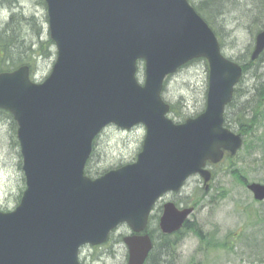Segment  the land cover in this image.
I'll list each match as a JSON object with an SVG mask.
<instances>
[{
  "label": "water",
  "instance_id": "water-1",
  "mask_svg": "<svg viewBox=\"0 0 264 264\" xmlns=\"http://www.w3.org/2000/svg\"><path fill=\"white\" fill-rule=\"evenodd\" d=\"M57 57L41 82L22 65L0 73V108L18 124L26 190L19 205L0 210V264H82V245L105 242L127 223L128 264H144L153 248L145 230L157 200L199 174L208 188L226 153L244 140L225 126L243 67L227 58L216 33L189 0H45ZM264 52V28L251 59ZM203 58L206 108L183 123L169 116L167 78ZM145 65L144 82L138 64ZM108 124L146 128L134 162L92 178L85 173L97 135ZM264 200V184L250 183ZM193 207L164 205V233L180 230Z\"/></svg>",
  "mask_w": 264,
  "mask_h": 264
},
{
  "label": "rangeland",
  "instance_id": "rangeland-1",
  "mask_svg": "<svg viewBox=\"0 0 264 264\" xmlns=\"http://www.w3.org/2000/svg\"><path fill=\"white\" fill-rule=\"evenodd\" d=\"M190 1L197 6L204 0ZM222 9L221 14L210 22L222 52L241 65L248 64V70L236 85L233 100L225 111L227 127L242 134L244 146L232 160L226 158L213 165L214 176L208 188L200 176L194 175L179 193L169 194L165 200L173 201L179 207H193L189 221L196 222L203 230L204 239L208 241L215 237L228 242L229 247L201 250V240L183 227L179 240L176 239L173 258L170 256L173 264H264V200H255L247 185L233 173L237 170L247 182L264 184V93L261 91L264 85V52L253 63L250 60L255 37L263 28L264 2L227 0ZM8 24L13 30L20 31L25 41L22 47L14 45L10 51L12 56L33 62L32 71L37 81H42L57 57L55 44H48L51 38L43 0H0V30ZM14 34V37L18 35ZM40 47H47L46 54L40 51ZM1 64L0 59V68ZM137 77L144 82V63L139 64ZM208 77L207 62L198 59L168 78L163 95L174 106L173 112L169 113L170 118L183 122L204 112ZM1 124L0 209L8 211L18 205L25 180L16 131L9 124ZM246 129L250 130L241 132ZM145 135L143 124L131 129L115 125L106 127L97 137L88 163L90 176L97 177L107 170L135 161ZM160 206L156 207L154 214ZM149 230L153 232L156 244L152 256L155 260L158 257L161 263L164 258L159 245L162 236L154 218ZM130 233V227L123 224L106 243L83 246L80 251L82 264H127L128 249L123 238Z\"/></svg>",
  "mask_w": 264,
  "mask_h": 264
},
{
  "label": "trees",
  "instance_id": "trees-1",
  "mask_svg": "<svg viewBox=\"0 0 264 264\" xmlns=\"http://www.w3.org/2000/svg\"><path fill=\"white\" fill-rule=\"evenodd\" d=\"M227 0H204L202 1L199 5L195 6L197 11L208 21V23L210 24L212 18L218 16L221 14V12L223 11L222 7L224 6L225 2ZM262 2H264V0H261ZM43 3L46 5L45 0H43ZM263 27H264V23H263ZM13 32V33H11ZM14 33L18 34L17 36L14 37ZM25 44V41L22 40L21 37V33L18 30H13L12 28H10V25L8 24L6 27H4L2 30H0V59L2 61L1 64V71H9L11 69H13L14 67H18L21 66L23 64H28L33 68V62L28 61V60H23L24 58H18L16 59V57H13L11 54V50L14 48V45H20V47H22ZM48 44H53L52 40L48 41ZM47 48V47H46ZM46 48L44 47H40V51H42L43 54H46ZM251 60V58H250ZM254 61L251 60V63H253ZM13 66V67H11ZM243 68H244V73L248 70V64H243ZM264 93V85L262 86V90ZM173 108L174 106L171 105V112H173ZM241 127H243V125H241ZM14 130L15 129V125H14ZM250 129H246V130H241V132L244 131H249ZM230 160H232L231 158H229ZM234 176L242 181L245 185H247V180L246 178L241 175L240 172H238L237 170L233 171ZM87 174L91 175L89 170H87ZM185 229V231H191L194 232L196 234V236L201 240L202 246H201V250H209V249H219V248H227L229 247L228 242L223 241V240H219L215 237H212L211 240L206 241L205 238V233L203 232V230L201 228H199V226L197 225L196 222H190L187 221V223L185 224L183 230ZM183 230L175 232L173 235H164L163 233H161L160 235L162 236V243H160V249L162 250V252H164V258L163 260H161V263L157 259H154L153 255V251L151 252L149 258L147 259L145 264H151V262H153V264H173V259L170 262V256H172L173 258V254L175 252L176 249V245H177V240H179L178 238L180 237L179 234H181L183 232ZM151 236L153 237V232H150ZM178 234V235H176ZM177 239V240H176ZM234 239V237L232 238ZM177 241V242H176ZM156 247V244L154 243V248Z\"/></svg>",
  "mask_w": 264,
  "mask_h": 264
},
{
  "label": "flooded vegetation",
  "instance_id": "flooded-vegetation-1",
  "mask_svg": "<svg viewBox=\"0 0 264 264\" xmlns=\"http://www.w3.org/2000/svg\"><path fill=\"white\" fill-rule=\"evenodd\" d=\"M13 17V15H12ZM11 17V19H13ZM20 67V66H18ZM18 67H14L13 69L9 70V71H13L14 69L18 68ZM0 72H3V71H0ZM31 76L33 79L37 80L36 77H35V72H31ZM1 123L3 124H9L11 126H13L14 128V125H15V129H16V132H17V128H18V124L17 122L15 121L14 119V116L11 112H9L8 110H5V109H0V125H2ZM169 194H174L173 192H168L166 194H164L157 202L156 204L154 205L153 207V211H152V221H153V218L155 219V222L157 224V228L160 230V220H161V217L164 213V205L169 202V201H166L165 200V197L168 196ZM165 201V202H164ZM161 204L160 206V209L158 210V212L156 214H154L155 212V209L156 207ZM161 234V233H160Z\"/></svg>",
  "mask_w": 264,
  "mask_h": 264
}]
</instances>
